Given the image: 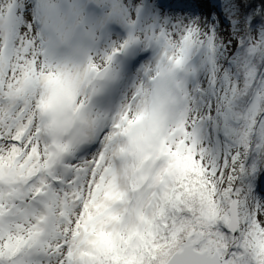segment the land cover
I'll return each mask as SVG.
<instances>
[{
  "label": "snow or ice",
  "instance_id": "6c2138e0",
  "mask_svg": "<svg viewBox=\"0 0 264 264\" xmlns=\"http://www.w3.org/2000/svg\"><path fill=\"white\" fill-rule=\"evenodd\" d=\"M0 264H264V0H0Z\"/></svg>",
  "mask_w": 264,
  "mask_h": 264
}]
</instances>
